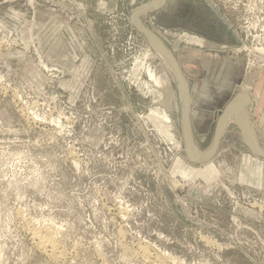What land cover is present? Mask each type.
I'll use <instances>...</instances> for the list:
<instances>
[{
	"label": "rangeland",
	"instance_id": "rangeland-1",
	"mask_svg": "<svg viewBox=\"0 0 264 264\" xmlns=\"http://www.w3.org/2000/svg\"><path fill=\"white\" fill-rule=\"evenodd\" d=\"M153 1L0 0V264H264V158L235 118L188 159L176 74L131 21ZM140 19L186 76L192 142L245 92L264 147V0Z\"/></svg>",
	"mask_w": 264,
	"mask_h": 264
},
{
	"label": "bare ground",
	"instance_id": "bare-ground-1",
	"mask_svg": "<svg viewBox=\"0 0 264 264\" xmlns=\"http://www.w3.org/2000/svg\"><path fill=\"white\" fill-rule=\"evenodd\" d=\"M162 1L163 0H154L151 4H148V5H145V6L140 7L139 10L142 11V10H147L149 8H153L154 6H157V4H159ZM135 18H136L137 24L140 27L145 28L148 31V28L141 22L140 14H136L135 15ZM151 31H148V32L152 33ZM148 40L167 59V61L169 62V65L173 68V70H174V72L176 74L177 83H178L179 91H180V98H181L180 110H181V115L183 117V122L182 123H183V128H184V120H185V115H186L187 97H186V92L184 90V85H183V83H182V81L180 79V75L178 73V70L176 68V65H175L174 61L172 60L171 56L166 52V50H164V48L162 46H160L158 43L154 42V40H152V39H149L148 38ZM151 76L152 77H156V76H154V73H151ZM236 98L241 99V100H246L248 102V105L250 103V98H249L248 94H246L244 92L239 93ZM248 117L250 118L249 112H248ZM235 118H237L238 122L241 124L240 128L242 130V135H243L244 141H245L246 136H249V143L252 146H254L258 151L264 152V147L260 146L259 142H257V138L253 134L254 132L252 131V124H250V128L248 127L249 121H248V118H246V115H245L244 111L242 110L241 103L239 102V100L236 101V102H234V104L230 107V110L228 112H226V114L224 116V126H225V128H226L227 124L229 123L227 121L229 120V121H232L233 122V120ZM226 119H228V120H226ZM250 122H251V120H250ZM225 128H224V130H225ZM190 129L191 128H189V130H188V132L186 134V139H187V144H188L190 156L192 158H198V157H201V156L202 157H208V156H210L211 153L213 152L214 145H215V141H214V143L212 144V146L208 150L202 151L201 149H199L192 142V139H191L192 138V135H191L192 132L190 133ZM35 235H37L38 237H40L39 243H40V246H41L42 249H48L49 250V248L50 249L53 248L55 250V246L56 245H55V242H54L53 239H51V238H44L46 235L44 237H41L38 232H36Z\"/></svg>",
	"mask_w": 264,
	"mask_h": 264
},
{
	"label": "water",
	"instance_id": "water-1",
	"mask_svg": "<svg viewBox=\"0 0 264 264\" xmlns=\"http://www.w3.org/2000/svg\"><path fill=\"white\" fill-rule=\"evenodd\" d=\"M165 4V0H163L162 2H160L157 6L153 7V8H149L147 10H142L140 11L139 9L136 10L134 12V14H132L131 16V21L133 23V25L140 31L142 32L146 37H148L149 39H152L154 40V42L158 43L160 46H162L164 48V50H166V52L171 56L172 60L174 61L175 65H176V68L178 70V73L180 75V79L184 85V90L186 92V97H187V104H186V115H185V120H184V140H185V150H186V154H187V157L188 159L193 162V163H196V164H201V163H204L206 161H209L213 156L214 154L217 152L219 146H220V141H221V138H222V135H223V131H224V116L226 114V112H228L230 110V107L234 104V102L238 101L241 103V107H242V110L244 111L245 115H246V118H248V127L250 128V118L248 117V110H247V107H248V102L246 100H241V99H238V98H234L225 108L224 110V114L219 122V126H218V129H217V134H216V139H215V145H214V149H213V152L211 153L210 156L208 157H198V158H192L190 156V152H189V148H188V144H187V139H186V134L190 128V115H191V105H192V95H191V91H190V87L188 85V81L186 79V76L184 75L183 71H182V68L180 66V63L175 55V53L173 52V50L160 38H158L156 35L148 32L145 28H142L140 27L137 22H136V19H135V14H147L149 12H153L155 11L156 9L162 7L163 5ZM245 142L246 144L249 146V148L252 150V152L254 154H256L257 156H260V157H263L264 158V152H261V151H258L254 146H252L250 143H249V136H246L245 138Z\"/></svg>",
	"mask_w": 264,
	"mask_h": 264
},
{
	"label": "crops",
	"instance_id": "crops-1",
	"mask_svg": "<svg viewBox=\"0 0 264 264\" xmlns=\"http://www.w3.org/2000/svg\"><path fill=\"white\" fill-rule=\"evenodd\" d=\"M245 93V92H244ZM239 94V93H238ZM247 94V93H246ZM249 96V98H250V103L252 102V98H251V96L250 95H248ZM191 100H193V97H192V99ZM250 103H249V105H250ZM248 105V106H249ZM247 109H248V112H249V116H251V114H250V111H249V108L247 107ZM226 120H228V119H226ZM227 122H230L229 120L227 121ZM229 124V123H228ZM227 124V125H228ZM251 124H252V121H251ZM252 131L254 132V128H253V126H252ZM253 134H255V132L253 133ZM256 136V135H255ZM257 138V137H256ZM257 142H258V140H257ZM207 170H209V171H214V165H210L208 168H207Z\"/></svg>",
	"mask_w": 264,
	"mask_h": 264
}]
</instances>
